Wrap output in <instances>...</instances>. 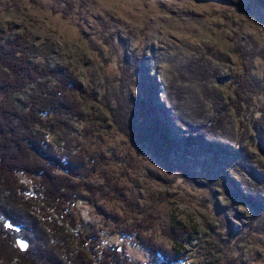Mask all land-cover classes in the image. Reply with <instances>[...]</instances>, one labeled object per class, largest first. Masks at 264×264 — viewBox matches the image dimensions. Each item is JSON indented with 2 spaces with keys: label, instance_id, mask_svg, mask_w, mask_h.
<instances>
[{
  "label": "rangeland",
  "instance_id": "rangeland-1",
  "mask_svg": "<svg viewBox=\"0 0 264 264\" xmlns=\"http://www.w3.org/2000/svg\"><path fill=\"white\" fill-rule=\"evenodd\" d=\"M14 40L94 95L83 101L85 120L38 129L55 153L97 158L102 172L86 181L106 189V212L124 226L152 221L148 235L167 247L171 227L192 230L181 264H264V224L251 223L264 208V0H0V41ZM236 76L251 86L245 96L222 81ZM36 92L29 86L16 103ZM141 103L169 134L172 154L131 144L114 124L139 122ZM218 109L222 123L210 125ZM107 176L125 194L105 186ZM76 212L82 233L101 236L98 250L162 264L90 204Z\"/></svg>",
  "mask_w": 264,
  "mask_h": 264
},
{
  "label": "trees",
  "instance_id": "trees-1",
  "mask_svg": "<svg viewBox=\"0 0 264 264\" xmlns=\"http://www.w3.org/2000/svg\"><path fill=\"white\" fill-rule=\"evenodd\" d=\"M23 41L5 44L0 41V264H140L118 247L98 250L99 233L94 229L82 233L78 228L76 211L81 202L100 211L116 225L113 231L131 238L152 256L159 257L162 264L186 262L183 251L195 241L192 230L181 224L171 227L166 234L173 246L167 247L148 235L152 229L150 220L122 225L123 220L115 212H106L101 204L99 197L104 196L106 189L86 181L102 172L97 158L71 150L53 152L46 134L38 128L45 127L50 120L64 125L73 118L85 120L83 101L89 95L95 97L73 73L60 66L33 61V49ZM138 77L140 81L142 75ZM237 77L222 81L238 85L241 96H245L246 87L251 86L242 84L240 76ZM31 85L38 92L24 106H19L15 99ZM140 107L139 122L136 119L129 124L119 117L114 124L127 134L131 144L157 145L172 154L173 143L165 128L148 118L150 111L146 104L141 103ZM120 108L116 107L115 112ZM209 123H222L220 109L214 111ZM192 141L193 138H188L187 144H194ZM21 176L30 183H24ZM104 180L115 195L125 194L116 180L108 176ZM256 213L251 223L264 224V208ZM251 227L252 224L248 226ZM20 235L29 243L25 250L18 246Z\"/></svg>",
  "mask_w": 264,
  "mask_h": 264
},
{
  "label": "water",
  "instance_id": "water-1",
  "mask_svg": "<svg viewBox=\"0 0 264 264\" xmlns=\"http://www.w3.org/2000/svg\"><path fill=\"white\" fill-rule=\"evenodd\" d=\"M21 244H23V243H22V242H19L20 248L23 250V249H24V247H21Z\"/></svg>",
  "mask_w": 264,
  "mask_h": 264
},
{
  "label": "snow or ice",
  "instance_id": "snow-or-ice-1",
  "mask_svg": "<svg viewBox=\"0 0 264 264\" xmlns=\"http://www.w3.org/2000/svg\"><path fill=\"white\" fill-rule=\"evenodd\" d=\"M26 245H24V244H21V247H25Z\"/></svg>",
  "mask_w": 264,
  "mask_h": 264
}]
</instances>
